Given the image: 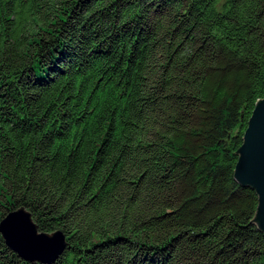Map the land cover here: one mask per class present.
<instances>
[{"label": "trees", "instance_id": "1", "mask_svg": "<svg viewBox=\"0 0 264 264\" xmlns=\"http://www.w3.org/2000/svg\"><path fill=\"white\" fill-rule=\"evenodd\" d=\"M262 99L264 0H0V223L62 231L52 264H264Z\"/></svg>", "mask_w": 264, "mask_h": 264}, {"label": "water", "instance_id": "2", "mask_svg": "<svg viewBox=\"0 0 264 264\" xmlns=\"http://www.w3.org/2000/svg\"><path fill=\"white\" fill-rule=\"evenodd\" d=\"M237 155L235 179L241 186L255 191L258 207L254 222L264 233V99L257 103L253 111ZM0 233L6 245L30 263L52 264L67 247L62 231L39 232L31 213L23 208L8 214L1 221Z\"/></svg>", "mask_w": 264, "mask_h": 264}]
</instances>
